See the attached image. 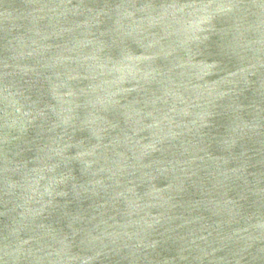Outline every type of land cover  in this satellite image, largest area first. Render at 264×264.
Masks as SVG:
<instances>
[{"label": "water", "instance_id": "1", "mask_svg": "<svg viewBox=\"0 0 264 264\" xmlns=\"http://www.w3.org/2000/svg\"><path fill=\"white\" fill-rule=\"evenodd\" d=\"M0 264H264V0H0Z\"/></svg>", "mask_w": 264, "mask_h": 264}]
</instances>
